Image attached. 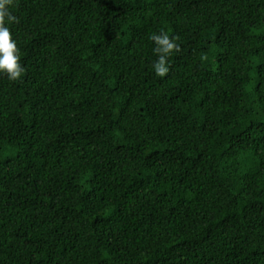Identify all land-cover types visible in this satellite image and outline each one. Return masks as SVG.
Wrapping results in <instances>:
<instances>
[{"label": "trees", "instance_id": "trees-1", "mask_svg": "<svg viewBox=\"0 0 264 264\" xmlns=\"http://www.w3.org/2000/svg\"><path fill=\"white\" fill-rule=\"evenodd\" d=\"M0 264H264V0H12ZM180 51L161 78L148 36Z\"/></svg>", "mask_w": 264, "mask_h": 264}, {"label": "clouds", "instance_id": "clouds-1", "mask_svg": "<svg viewBox=\"0 0 264 264\" xmlns=\"http://www.w3.org/2000/svg\"><path fill=\"white\" fill-rule=\"evenodd\" d=\"M11 7L12 0H0V75L6 76L9 81H17L23 77L25 67L18 42L10 29L16 20ZM148 39L153 44L152 52L155 54L151 69L156 76L163 78L170 71L169 58L180 51L178 38L160 29L151 33Z\"/></svg>", "mask_w": 264, "mask_h": 264}]
</instances>
